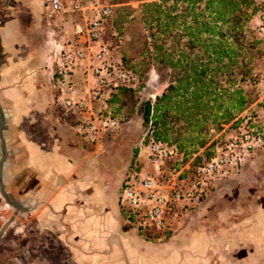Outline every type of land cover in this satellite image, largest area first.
I'll return each mask as SVG.
<instances>
[{
    "label": "crops",
    "instance_id": "0c3cea01",
    "mask_svg": "<svg viewBox=\"0 0 264 264\" xmlns=\"http://www.w3.org/2000/svg\"><path fill=\"white\" fill-rule=\"evenodd\" d=\"M8 1L0 7V194L9 206L0 207V220L9 221L3 233L43 238L42 261L31 264H177V248L146 241L120 205L118 150L89 149L77 132L78 118L65 114L49 57L52 20L42 1ZM263 166L264 140L233 180L242 202L244 187ZM216 192L201 207L206 215L230 212L218 209L230 192ZM246 202L239 209L243 241L262 255L264 197ZM208 241L203 254L214 249ZM188 249L193 254V245Z\"/></svg>",
    "mask_w": 264,
    "mask_h": 264
},
{
    "label": "trees",
    "instance_id": "16d2710c",
    "mask_svg": "<svg viewBox=\"0 0 264 264\" xmlns=\"http://www.w3.org/2000/svg\"><path fill=\"white\" fill-rule=\"evenodd\" d=\"M135 2L149 40L143 52L148 62L143 65L149 68L152 62L157 71L165 70L170 77L153 102L145 101L139 107L143 126L149 130L146 142L174 146L186 162L207 146L211 130L218 133L239 125L241 115L251 104L245 86H251L255 51L264 47L253 29L258 7L255 0ZM114 3L118 14L107 23L105 34L109 23L115 25L117 34H122L136 11L125 0ZM123 66L139 76L140 87L118 88L109 94L111 100L132 95L144 84L143 72ZM54 77L59 76L55 73ZM110 114L119 121L115 112ZM261 138L264 140V130ZM212 155L213 150L208 159Z\"/></svg>",
    "mask_w": 264,
    "mask_h": 264
},
{
    "label": "built area",
    "instance_id": "2783aa9c",
    "mask_svg": "<svg viewBox=\"0 0 264 264\" xmlns=\"http://www.w3.org/2000/svg\"><path fill=\"white\" fill-rule=\"evenodd\" d=\"M258 12L253 20L256 36L264 41V0H255ZM49 16L78 14L81 22L75 24L73 38L60 44L49 40L50 57L55 73L60 78L59 100L65 114L77 118V132L91 146L99 145L103 137L112 135L120 123L110 112L95 111L93 101L110 94L118 88L137 90L140 78L125 68L114 57L106 41L107 23L115 18L117 5L114 0H43ZM82 84H69L77 74ZM253 100L241 115L236 127L224 130L225 137L216 145L213 155L193 168L189 183L178 185L174 180L161 182V169L170 161L182 162L174 146L150 140L147 160L152 171L134 169L122 182L119 203L136 218L138 228L162 234L168 226L172 210L182 203L199 199L210 188L213 180L229 172L237 173L252 152L260 147L264 130V65L254 71L251 78ZM253 112L249 116L248 112Z\"/></svg>",
    "mask_w": 264,
    "mask_h": 264
},
{
    "label": "rangeland",
    "instance_id": "374dc122",
    "mask_svg": "<svg viewBox=\"0 0 264 264\" xmlns=\"http://www.w3.org/2000/svg\"><path fill=\"white\" fill-rule=\"evenodd\" d=\"M41 1L43 4V0ZM125 1L136 11L130 15V22L124 25L122 34H117L115 25L109 23L106 30V41L111 45L115 58L120 59L124 65L134 67L144 73L142 75L144 84L132 95H120L117 97L118 100H111V96L109 97L108 94L93 101L95 111L115 112L120 121V128L114 134L103 137V140L108 139L101 144L88 147L93 151H98L105 145L107 152L118 150L122 162L117 163V160L115 162L117 169L121 171L122 181L136 168L152 171L147 160L148 142H146V139L149 130L143 126L138 110L143 102L148 100L153 102L155 97L164 91L170 81L168 72L165 70L157 71L152 62L149 63V68H145L143 65V62L146 64L148 62L143 52L149 40L146 39V32L140 24V14L137 10L139 4L135 2L136 0ZM5 5H9V1L0 0V7ZM116 11L117 16L118 10ZM48 17L52 20L51 25L53 28L49 30L50 35L53 36L52 40L60 44H64V42L73 38L74 26L76 23L81 22L78 14H57L48 15ZM66 22L70 25L68 28H64L62 25ZM45 39H49L47 35H45ZM259 48L261 51L258 53H256L258 49L255 51V59L252 64L253 71L262 68L264 65V47L260 46ZM71 79L70 83L63 85V90L69 84L74 86L82 84L80 73ZM53 82L56 87V94L60 97V88L63 82H60L59 77L57 79L54 77ZM245 88L246 94L252 102L254 97L253 88L249 84ZM248 113L249 116L254 115L251 110ZM224 137V132L216 133L211 130L205 148L192 155L186 162L170 161L166 164V167L161 169V182L169 183L174 180L178 185L183 184V182L189 183V177L195 165L208 160V154L223 141ZM81 138L84 139L82 136ZM246 162L247 160L240 169L244 167ZM260 171L256 174V181L253 180L252 185H247L249 186L247 188L244 187L245 201L242 202L241 198L239 199V192L235 190L233 185V180L240 170L237 173L229 172L226 175L216 177L210 188L199 199H193L175 207L169 215V224L164 233L155 234L149 231H140L142 237L162 248L166 245L177 248L179 252L177 264H205L203 260L209 261V264H264V254L260 255L251 250L249 245L244 244L243 240L247 241L248 239L245 237V231H243L245 228L240 224L243 214L239 210L240 207H244L248 203L246 201L257 196L264 197V166ZM258 182H261L262 186ZM220 189H225L230 194L226 201L219 203V212L225 213L227 210L230 212L225 215H218V212L206 215L207 212L201 208L203 203L207 198L214 197L217 194L216 191ZM4 201L0 194V207L9 208ZM1 210L0 208V214ZM135 215L136 218L133 216L135 223H138L140 216ZM3 225V221L0 220V230ZM209 239L214 249H209V252L203 254L202 246L207 247ZM42 240L43 238L36 236L13 235L11 231L7 230L0 238V264H31L32 257L37 261H42ZM35 245L40 246L38 248L32 247ZM192 245L194 247L193 254L191 249H188ZM192 258L194 263H192Z\"/></svg>",
    "mask_w": 264,
    "mask_h": 264
},
{
    "label": "water",
    "instance_id": "95a60500",
    "mask_svg": "<svg viewBox=\"0 0 264 264\" xmlns=\"http://www.w3.org/2000/svg\"><path fill=\"white\" fill-rule=\"evenodd\" d=\"M9 221L2 227L1 231H0V236L3 235L4 230L6 229V227L8 226Z\"/></svg>",
    "mask_w": 264,
    "mask_h": 264
},
{
    "label": "flooded vegetation",
    "instance_id": "af4514ba",
    "mask_svg": "<svg viewBox=\"0 0 264 264\" xmlns=\"http://www.w3.org/2000/svg\"><path fill=\"white\" fill-rule=\"evenodd\" d=\"M2 236V235H1ZM1 236H0V238H1ZM32 259H35L34 257H32Z\"/></svg>",
    "mask_w": 264,
    "mask_h": 264
}]
</instances>
